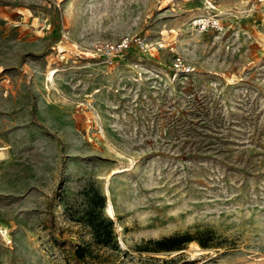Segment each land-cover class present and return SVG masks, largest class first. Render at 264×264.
Here are the masks:
<instances>
[{
  "label": "rangeland",
  "instance_id": "374dc122",
  "mask_svg": "<svg viewBox=\"0 0 264 264\" xmlns=\"http://www.w3.org/2000/svg\"><path fill=\"white\" fill-rule=\"evenodd\" d=\"M0 1V264H264V0Z\"/></svg>",
  "mask_w": 264,
  "mask_h": 264
},
{
  "label": "trees",
  "instance_id": "16d2710c",
  "mask_svg": "<svg viewBox=\"0 0 264 264\" xmlns=\"http://www.w3.org/2000/svg\"><path fill=\"white\" fill-rule=\"evenodd\" d=\"M4 3L5 2L0 1V4ZM32 113L34 115V108L32 110ZM233 161H238L239 165L242 166L240 167L242 171H244L246 168L259 171L262 168V165H259L258 167H252L249 157L243 160V155H239L237 157H224L221 163L225 168L231 169L234 168V164L232 163ZM50 204H52V200H50ZM105 205V196L101 192L96 190L95 195H93V197H90L87 222L91 226L95 239L102 245L109 244L113 237V220L111 218L105 217L102 213V209L105 207ZM97 206L100 208V210L96 209ZM194 240H197L204 247L209 246L206 241H202L201 239L196 238L194 235H191V233L188 232L165 236L159 239H153L151 243L153 244L154 250L171 251L183 249L189 242ZM67 242L69 243L70 248H72V242ZM87 251V246L77 245L73 254V264H84L82 262H85L86 260Z\"/></svg>",
  "mask_w": 264,
  "mask_h": 264
},
{
  "label": "built area",
  "instance_id": "2783aa9c",
  "mask_svg": "<svg viewBox=\"0 0 264 264\" xmlns=\"http://www.w3.org/2000/svg\"><path fill=\"white\" fill-rule=\"evenodd\" d=\"M136 43L140 47H144V43L141 39H136ZM129 44L130 40L127 38L120 41H106L99 46V49L103 52L106 59L109 62H112L116 55H119L129 47ZM172 64L173 69L175 71H180L181 73H189L193 70V66L189 63H186L180 55L174 57Z\"/></svg>",
  "mask_w": 264,
  "mask_h": 264
},
{
  "label": "bare ground",
  "instance_id": "6f19581e",
  "mask_svg": "<svg viewBox=\"0 0 264 264\" xmlns=\"http://www.w3.org/2000/svg\"><path fill=\"white\" fill-rule=\"evenodd\" d=\"M54 76V75H53ZM109 208H110V210H112V205L111 204H109Z\"/></svg>",
  "mask_w": 264,
  "mask_h": 264
}]
</instances>
